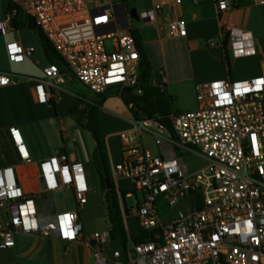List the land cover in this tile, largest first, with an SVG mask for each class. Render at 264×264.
Wrapping results in <instances>:
<instances>
[{
    "label": "built area",
    "instance_id": "built-area-1",
    "mask_svg": "<svg viewBox=\"0 0 264 264\" xmlns=\"http://www.w3.org/2000/svg\"><path fill=\"white\" fill-rule=\"evenodd\" d=\"M219 11L231 13L240 0H212ZM100 0H15L16 8L0 0V35L14 33L13 21L21 11L41 29L66 67L50 64L43 77L35 79L40 103H47L67 77H75L95 94L111 88L120 92L136 88L141 58L136 41L124 27L123 10ZM181 0H157L141 12L154 22L166 5ZM171 35H186L183 21L169 25ZM227 53L233 58L255 52L251 32L227 21L222 26ZM214 45L213 41H209ZM9 60L23 63L35 48L19 40L6 44ZM17 77L0 71V87ZM198 108L176 112L170 129L147 117L129 120L121 132V159L111 164V175L127 232L126 261L119 250H110L109 231L86 239L95 244V264H264V75L247 80H214L196 85ZM11 135L23 161H30L19 130ZM150 135L166 146L165 156L154 155L143 145ZM207 163L191 170L178 150L195 152ZM45 189L73 191L78 208L89 191L81 163L59 152L41 162ZM5 176V177H4ZM11 176L13 180L8 179ZM128 180L144 196L128 210L119 181ZM201 201L181 220L162 223L157 198L165 196L169 209L187 196ZM131 194L127 193L126 197ZM137 222V231L130 226ZM151 232L148 239L132 237ZM32 234L68 244L83 239L79 211H63L42 219L33 195L24 193L12 168L0 172V249L14 248L17 236Z\"/></svg>",
    "mask_w": 264,
    "mask_h": 264
},
{
    "label": "crops",
    "instance_id": "crops-1",
    "mask_svg": "<svg viewBox=\"0 0 264 264\" xmlns=\"http://www.w3.org/2000/svg\"><path fill=\"white\" fill-rule=\"evenodd\" d=\"M13 1L15 0H3L5 5ZM155 2L157 0H134L139 19L133 20L127 8L126 22L130 32L137 31L139 34L152 65L149 91L160 117L170 118L176 112L196 110V85L200 83L225 79L239 81L264 75V0H240L238 7L231 13L219 11L212 0H181L177 6L166 5L157 14L154 22L142 19L141 12L150 9ZM20 20L28 24L25 15L22 14ZM174 21L184 22L187 31L185 36L170 34L169 25ZM227 21L251 32L255 41L253 54L233 58L227 53V46L222 38V26ZM17 35L19 36V33ZM18 38L15 40L21 41V38ZM210 40L214 45L209 44ZM39 44L40 54L33 44L26 45L35 48L30 58H34V62L42 66L40 74L22 80L16 79L13 84L0 87V172L15 168L18 185L24 193L34 196L39 216L47 219L60 212L53 211L50 216H45L41 199L49 198L53 201L57 191L72 190H46L41 162L63 152L71 161L81 163L85 172L80 153L66 147L59 148V133L65 144L70 134L63 126L64 123L75 129H84L76 123L70 113L77 107L79 100L87 103L92 101L82 94L80 87L84 85L75 77H67L59 89L53 91L54 94L47 103L38 101L35 79L42 78L44 68L53 64L46 59L40 39ZM226 54L230 71L225 62ZM43 60L46 61L44 66ZM243 66H248V70L241 71ZM112 90L117 91L116 88H111L104 94ZM188 96L192 100L186 104ZM123 105L128 109L124 102ZM131 118L132 114L130 113L129 117L126 111L121 114L103 110L99 112L98 122L106 140L110 168L112 163L121 159L123 141L120 133L130 128ZM12 128L19 130L30 161L22 160L11 135ZM143 139L144 137L143 145L152 152ZM153 141L155 142L154 139ZM158 146L159 150L154 155L165 156L166 146ZM8 179L13 180L11 176ZM86 205L81 209L76 205L67 211L78 210L80 213ZM134 231H137V228ZM82 235L81 241L68 244L55 238L20 234L14 248L0 249V264H95V244L91 245L86 241V237H91V234Z\"/></svg>",
    "mask_w": 264,
    "mask_h": 264
},
{
    "label": "rangeland",
    "instance_id": "rangeland-1",
    "mask_svg": "<svg viewBox=\"0 0 264 264\" xmlns=\"http://www.w3.org/2000/svg\"><path fill=\"white\" fill-rule=\"evenodd\" d=\"M106 3L116 5L122 3V0H100L99 2V4ZM129 4L132 5L131 2H129ZM22 14L25 15L24 13ZM25 17L27 18L28 22V16L25 15ZM13 27L16 30L15 33H11L6 36L0 35V71L14 75L19 80L36 77L38 74H40L42 66L36 64L34 62V58L27 59L23 63L11 62L7 54L6 44L15 40V38L19 39L18 37H20V40L23 44H33L37 49V53L40 54L41 47L39 44L38 34L32 28H29V26L15 28L13 25ZM17 33H19V36ZM42 64L43 66L46 65V61L43 60ZM247 70L248 66H243L241 68V71L245 72ZM80 88L82 94L98 105L99 112L103 110L108 113L121 114L122 111H126L127 115L130 117L129 110L123 105V101L116 90H112L103 95H96L85 86H81ZM191 100L192 98L188 96L185 101L186 104L190 103ZM198 105L199 104L197 102V107ZM63 126L69 130L67 133L69 132L70 136L66 143L63 144L61 135L59 133V148L66 147L67 149H70L76 153H80L86 168L85 172L89 191L87 193L88 204L86 205L85 209L79 213L80 222L83 226L82 233L91 234V236H93L95 231L100 233L107 232L110 229V223L108 220V213L104 199V191L91 158V152L94 149L95 140L87 129L76 127V130L73 127H69L68 124L65 123ZM101 135L103 136L102 132ZM143 137L145 144H147L152 149V153H157L159 146L153 141V139L147 135H144ZM191 148L195 152L178 150V157L182 158L191 170H196L206 165L207 161L198 155V149L194 147ZM118 185L121 188V194L128 210H130L132 207H135L136 202H143V193L141 191H135L132 184H130L128 180H121L119 181ZM127 193H130L131 196L126 197ZM41 204L45 216H50L53 214V211L63 212L71 210L76 206L73 192L69 190L57 191L54 195L53 201H51L49 198H42ZM157 204L159 206V212L161 215H165L170 211L165 196H159L157 198ZM129 223L133 230L137 228V222L134 220V218H130Z\"/></svg>",
    "mask_w": 264,
    "mask_h": 264
},
{
    "label": "trees",
    "instance_id": "trees-1",
    "mask_svg": "<svg viewBox=\"0 0 264 264\" xmlns=\"http://www.w3.org/2000/svg\"><path fill=\"white\" fill-rule=\"evenodd\" d=\"M129 0H122L123 3H127ZM9 7L16 8V5L10 2ZM22 12L18 11L16 19L13 21L15 28L26 27L35 30L39 36L41 46L44 50V54L48 62L57 64L61 69L66 67L63 59L55 51L51 43L44 36L43 32L39 27L35 25L33 20L28 19V24L21 21ZM136 46L139 51L141 63L139 67V79L136 88L129 90L119 91L122 101L128 107L130 113L136 118L147 117L155 119L163 123L168 129H170V118H162L159 116V111L155 100L150 94L149 87L152 76V65L148 59V56L144 50L141 38L137 31H131ZM227 46V42H224ZM225 62L227 63L229 71L231 70L227 54L225 55ZM103 95V94H98ZM71 117L76 123L84 129H87L95 140V149L92 155V161L99 177L102 189L104 191V199L106 203L108 220L110 223L109 235H110V250H119V260L124 263L126 261V244L128 241L127 232L122 219V214L119 205V195L115 187V183L112 179L110 160L107 152L106 140L101 135V130L98 122L99 108L95 102L87 103L82 100L78 101V105L70 113ZM109 178L111 181V188L107 189L105 179ZM198 202L200 203L201 198L199 194H195ZM151 232H141L139 235L133 236L132 238L136 242H142L148 239Z\"/></svg>",
    "mask_w": 264,
    "mask_h": 264
},
{
    "label": "water",
    "instance_id": "water-1",
    "mask_svg": "<svg viewBox=\"0 0 264 264\" xmlns=\"http://www.w3.org/2000/svg\"><path fill=\"white\" fill-rule=\"evenodd\" d=\"M129 2L132 3V5L129 4ZM115 7H119L123 10L124 17H125V22H124V27L127 28V8L129 11L130 16L132 17L133 20H138V12L136 10V7L134 5V0H129L126 4L125 3H120L114 5ZM129 90V89H125ZM12 172L16 178L17 181V175H16V169L12 168ZM105 183L107 186V189L111 188V181L109 178L105 179ZM198 205V200L195 196H187L184 199L180 200L178 203H176L170 210V212L162 219L163 224H167L172 221L176 220H181L184 217H186L189 213H191L195 207Z\"/></svg>",
    "mask_w": 264,
    "mask_h": 264
}]
</instances>
